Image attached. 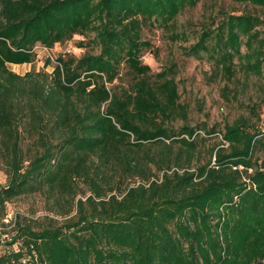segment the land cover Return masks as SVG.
Returning a JSON list of instances; mask_svg holds the SVG:
<instances>
[{"label":"trees","instance_id":"trees-1","mask_svg":"<svg viewBox=\"0 0 264 264\" xmlns=\"http://www.w3.org/2000/svg\"><path fill=\"white\" fill-rule=\"evenodd\" d=\"M199 2L0 0V264H264L259 107L222 128H176L189 110L175 71L143 62L153 49L144 30L174 40L177 18ZM263 27L257 14H227L188 54L228 81L264 82ZM75 37L85 53L60 54L52 73L9 69ZM37 194L65 223L17 214L7 230L10 203Z\"/></svg>","mask_w":264,"mask_h":264},{"label":"rangeland","instance_id":"rangeland-1","mask_svg":"<svg viewBox=\"0 0 264 264\" xmlns=\"http://www.w3.org/2000/svg\"><path fill=\"white\" fill-rule=\"evenodd\" d=\"M245 12L257 14L264 19V8L237 4L232 0H200L195 8L185 10L177 18L174 25V34L177 35H174V40L171 31L148 27L144 30L143 39L151 42L153 49L144 55L143 62L149 65L154 73H160L168 68L174 69L180 103L189 110L188 121L178 119L173 124L176 128L185 124L190 127L206 125L209 128L218 125L222 128L241 116H248V108L254 105L261 111L260 126L264 128L262 80L246 79L237 72L236 76L228 81L223 75H216L213 63L206 56L198 59L188 54V50L199 41L201 34L207 29L214 30L225 15H241ZM261 30H264V27ZM80 40V37H75L74 41L63 46L57 45L52 50L38 46L35 49L37 58L33 65H10L9 69L21 76L32 71L52 73L53 67L48 62L54 64L60 54L72 53L80 57L85 53L76 47ZM219 140L212 138L208 146L218 144ZM202 152L199 162L204 164L209 157L206 149ZM199 162L194 163L192 168ZM7 178L6 166L0 155V183L6 184ZM79 189L86 190L83 185H79ZM87 196H90V193H87ZM78 198L85 200L81 193ZM9 211L30 218L43 219L50 216L59 224H64L68 219L59 215L61 209L57 208L53 201L40 194L15 200L10 203Z\"/></svg>","mask_w":264,"mask_h":264},{"label":"built area","instance_id":"built-area-1","mask_svg":"<svg viewBox=\"0 0 264 264\" xmlns=\"http://www.w3.org/2000/svg\"><path fill=\"white\" fill-rule=\"evenodd\" d=\"M15 218H16V214H14L12 211L11 212L9 211L4 218V224L8 226V228H10L11 223L15 220ZM3 239H4L3 242H5L8 239V237H4Z\"/></svg>","mask_w":264,"mask_h":264}]
</instances>
